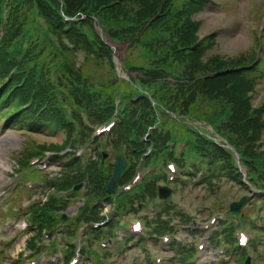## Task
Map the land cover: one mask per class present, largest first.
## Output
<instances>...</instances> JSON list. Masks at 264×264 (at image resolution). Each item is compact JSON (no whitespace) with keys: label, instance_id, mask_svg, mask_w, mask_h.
I'll return each mask as SVG.
<instances>
[{"label":"trees","instance_id":"obj_1","mask_svg":"<svg viewBox=\"0 0 264 264\" xmlns=\"http://www.w3.org/2000/svg\"><path fill=\"white\" fill-rule=\"evenodd\" d=\"M113 1L0 0V111L10 113L29 104L27 110L15 117L17 127L29 132H63L65 136L57 143L27 142L15 155L19 166H25L31 155L49 151L58 156L66 150L70 154L69 163L48 186L66 190L85 180L89 182L91 198L106 195L114 161L107 159L100 166L98 160H90L82 171L80 161L70 157L94 135L97 125L114 116L115 102L120 96L137 92L140 98L121 110L120 122L111 135L106 140L97 139L94 146L98 156L101 152L115 156V150L116 155L124 153L129 168L120 183H126L134 175L148 142L155 144L152 158H157L162 156L168 139L187 136L207 163L203 187L207 198L213 199L210 207L224 206L223 177L233 184H243L240 169L232 164L233 152L222 140L226 139L248 157L256 185L264 188V101L253 103L256 87L264 79V58L256 62L262 45L259 35L254 49L232 56L210 55L215 36L208 35L201 47L191 48L200 38V21L195 16L208 0H121L104 7ZM35 2L40 15L57 34L61 52L51 45L41 29ZM159 13L163 15L148 24ZM63 14L86 18L64 32ZM108 37L117 44L120 67L127 77L116 71ZM84 61H92L97 69H103L102 78L84 68ZM132 70L138 72L136 76ZM64 91L67 95L61 98ZM62 102L71 106V116L63 109ZM148 128L151 136L145 141ZM215 135L222 142L217 143L212 137ZM220 160L223 169L218 173L216 163ZM157 189L156 180L146 182L139 196L125 202L122 208L137 209ZM60 203L52 194L45 201H36L30 220L45 225L47 221L43 217H48L47 210L58 208ZM171 208L166 206L159 215L169 214ZM1 213L2 217L7 214ZM180 215L188 222L187 211H180ZM81 218L101 220L103 216L101 209L96 208L85 210ZM159 220L160 225L155 229L158 234L169 229L167 222ZM225 242L234 243L232 229L227 230ZM257 244L262 243H256L255 247ZM32 246L30 242L29 247ZM172 251L173 262L187 264L189 246L175 243ZM241 251H228L236 256L237 264H242L246 254V250Z\"/></svg>","mask_w":264,"mask_h":264},{"label":"rangeland","instance_id":"obj_2","mask_svg":"<svg viewBox=\"0 0 264 264\" xmlns=\"http://www.w3.org/2000/svg\"><path fill=\"white\" fill-rule=\"evenodd\" d=\"M196 18L201 22L200 33L202 36L209 32H214L217 36L216 43L209 52L210 55H236L242 51L256 48L255 36L258 31H264V0H210L205 9L196 15ZM80 60H83V56L80 57ZM83 65L84 68L89 69L90 71L92 70L94 76L102 78L103 75H101V72L104 70L97 69L98 67L94 64V62L84 61ZM104 68L107 70L105 66ZM253 101L254 104H261L264 101V79L259 82L253 96ZM0 127H6L7 129L6 132L0 136V161L2 160L8 164L5 172H8L9 175L13 174L17 169L15 155L22 151L27 142L36 141L38 144H49L52 142H61L64 138L61 132L55 133L48 130L27 133L22 129L12 126L11 122L9 124H7V122H3V116H1V114ZM116 153L117 150L114 151L115 156ZM115 156L112 155L111 158H108H110L111 161H115ZM53 167L54 166L51 168ZM9 185H11V180L9 179V176L6 177L4 173L0 178V196H2V199L0 200V207H2L4 201L3 196L5 189ZM188 187L189 188L176 193L175 201L178 205L187 208L191 214L199 213L198 221L197 223L195 222V224L189 225L187 227L188 231L180 230V232H177L176 239L194 243V239L202 234L200 233V229L203 226L201 224L202 221L208 218V215H210L208 213L212 210L205 211L204 209L212 203L213 199L205 197L203 186L194 185ZM83 188L85 189V186H83ZM225 188H227V186H225ZM236 188L237 187L234 186L228 191L229 197L225 204L229 205L233 201H238L240 197L246 194L243 191L236 192ZM40 195L41 192H38L36 197ZM26 199L28 200L27 197ZM105 207V210L108 211L110 209L109 203H105ZM219 213L221 217L224 216L223 212ZM22 228H24V221L20 220L14 232L21 230ZM212 230L213 228L211 231ZM13 235L15 234L13 233ZM30 236L31 234H27L21 237L17 244L13 248L9 249L5 256H2L0 264H12L11 260L17 258L19 252L26 251L28 249L26 248V240ZM119 248L123 247L120 246ZM149 248L154 252L159 249V247L154 248L153 245H149ZM139 252L142 253V250L139 249L137 245H133L132 248L124 252L123 255L117 256V252L114 255V258H118L117 264H127L131 257L136 256V264H138L141 260V256L138 257ZM164 254L168 257L169 249H166ZM209 254L211 257L216 259L215 264H234V259H230L227 262H221L224 260V257L219 256V253L213 248H210ZM150 261V256H144V264H150ZM165 264L171 263L166 260ZM257 264H264V258H260Z\"/></svg>","mask_w":264,"mask_h":264},{"label":"water","instance_id":"obj_3","mask_svg":"<svg viewBox=\"0 0 264 264\" xmlns=\"http://www.w3.org/2000/svg\"><path fill=\"white\" fill-rule=\"evenodd\" d=\"M126 166V160L123 156V154H119L117 156V160H116V164H115V171L114 174L112 175V178L110 180V184L108 187V192L112 193L116 191L117 188V180L119 178V175L121 173V171L125 168ZM235 204L233 205V207L235 208Z\"/></svg>","mask_w":264,"mask_h":264},{"label":"bare ground","instance_id":"obj_4","mask_svg":"<svg viewBox=\"0 0 264 264\" xmlns=\"http://www.w3.org/2000/svg\"><path fill=\"white\" fill-rule=\"evenodd\" d=\"M8 167V164L4 161H0V178L3 176L5 173L6 177L9 176L8 172H5V169Z\"/></svg>","mask_w":264,"mask_h":264},{"label":"snow or ice","instance_id":"obj_5","mask_svg":"<svg viewBox=\"0 0 264 264\" xmlns=\"http://www.w3.org/2000/svg\"><path fill=\"white\" fill-rule=\"evenodd\" d=\"M243 242V241H242Z\"/></svg>","mask_w":264,"mask_h":264}]
</instances>
